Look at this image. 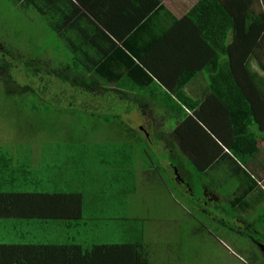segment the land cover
<instances>
[{"label":"trees","instance_id":"1","mask_svg":"<svg viewBox=\"0 0 264 264\" xmlns=\"http://www.w3.org/2000/svg\"><path fill=\"white\" fill-rule=\"evenodd\" d=\"M77 1L81 5L100 6L99 19L88 18L84 22L91 26L82 25L78 19L82 13ZM77 1L13 0L17 7L34 12L42 20V34L45 35L46 28V32H51L64 45L63 51L68 52L66 59L36 56L26 60L25 53L16 52L17 47L12 45L11 49L0 42V57L10 60L1 67L5 94H10L11 85L16 84L12 75L15 63L9 58L15 57L20 61L16 66H22L17 76L32 80L34 85L21 87L20 93L31 91L38 100L51 99L49 106L34 108L35 121L51 127L47 119L51 114L58 115L60 106H53L63 101L66 84L84 87L90 92L97 90L100 96L111 99L108 107L113 113L104 117L106 126L97 120L90 121L91 126L90 122L84 123V131L90 132L78 134L81 138L69 135L64 140L56 134L57 145L50 143L42 152L62 149L71 154L70 158L84 162L83 157L72 154L77 148L91 146L87 142H74L86 141L91 131L100 132L102 128L108 132L116 129L118 137L131 138L129 145L136 149L134 139L142 141L143 135L121 120L122 114L114 108L117 101L112 100L114 96L139 105L142 114L149 112L152 104L160 108L162 119L166 118L165 121L181 131V147L193 158V167L202 170L205 164V173L207 169L224 166L244 170L243 166L261 152L264 147V0H197L180 18L162 0ZM162 12L167 13V19L163 18L166 23L161 32H155L154 22L161 19ZM182 31L189 40L178 39ZM42 52L40 49L39 53ZM200 73L201 85L205 86L194 95L187 86ZM37 80L41 86L36 85ZM50 85H55L53 93ZM71 109L67 111L70 124L78 125L75 120L81 113ZM140 156L142 160L149 158L142 146ZM25 168L17 154L9 153L0 145V264H46L44 250L56 246L46 241L44 228L38 222L49 219L71 222L76 219L72 213L74 205H77V216L85 211L82 193L26 190L29 188L21 174ZM246 175L254 180L249 173ZM207 178L205 174L200 179L207 181ZM247 194L245 191L240 196L245 198ZM33 220L37 222L32 225L29 237H25L22 229L28 230ZM3 221L13 227L9 234L5 233L10 241L1 239ZM27 238L36 242L29 245ZM63 253L71 258L69 253Z\"/></svg>","mask_w":264,"mask_h":264},{"label":"crops","instance_id":"2","mask_svg":"<svg viewBox=\"0 0 264 264\" xmlns=\"http://www.w3.org/2000/svg\"><path fill=\"white\" fill-rule=\"evenodd\" d=\"M162 2L168 10L180 18L197 0H162ZM76 3L82 15L83 13L89 15L79 16L78 19L82 20V25H86L84 22H88V18L99 19V5L91 3L81 5L78 1ZM71 7L70 4V10ZM159 16L161 19L155 21L153 25L155 32L162 31L167 13L162 12ZM170 23L173 24L172 21ZM178 39L189 40V37L182 31ZM198 77L201 79H196L187 86L194 95L201 92V88L205 86V84L201 85L202 73ZM151 106L157 108L155 104ZM136 128L142 135L146 133L143 127ZM118 133L116 129L113 132L116 136ZM156 134L158 132H155ZM147 135L150 134L147 133ZM118 140L124 145L128 144L121 136ZM135 140L136 149L129 144L130 148L125 146L110 148L99 145L77 148V152L72 155L83 157L84 162L80 158H70L71 154H66L62 149L55 152H42V159L36 161L35 151H30L31 159L26 165L25 172L21 173L29 188L26 190L33 188L44 192L82 193L86 204L84 214L80 217L77 216V205H74L72 213L76 219L71 222L66 220L61 223L52 219L38 222L44 228L46 241L56 246L44 250L46 264L68 262L71 264H192L195 262L194 258L198 260L203 255H196L195 249V255L191 258L190 249H186L185 245L189 244V248L194 246L195 237L198 244L209 243L211 242L209 236L222 245L224 239L221 237L233 239L237 257L242 259L241 252L244 254L250 249L249 245L244 247L247 243L249 244V239L246 238L248 235L233 230L230 220H237L243 224L247 232L251 228L250 221L254 220L252 222L255 226L254 231L261 232L264 236V218L260 216L254 219L256 207L264 204V166L258 160L264 147L249 164L243 166L244 170L254 178L253 180L244 170L237 167L228 168L227 171L224 168L207 169L208 173H205V164H202V170L199 167L187 169L186 166L176 165L174 172L173 164L169 167L165 165L163 169L158 164H146L140 159L142 141L139 138ZM175 142L182 154L189 156L181 147V143ZM170 150L174 155H178L175 153V148ZM248 165L252 170H249ZM169 170L171 173L167 176H175L177 182L175 186H171L168 183L169 180L162 174L163 171ZM205 174L208 175L207 181H202L200 178L205 177ZM196 176L198 181H202L203 190L205 189V193L199 196L194 191ZM21 189L25 191L24 187ZM176 189L182 192V201L178 204L185 220L194 219L196 210L194 207H196L198 211L209 214L214 221L220 223L214 233L209 230L204 218L195 221L194 230L186 228L184 231L180 223L173 224L172 220L161 218L162 213L156 204H149V198L159 197L164 191L169 196L170 193L174 194ZM245 191L248 193L247 196L241 198L240 195ZM251 196L253 198H250ZM66 198L69 200V197ZM77 198L75 196V199ZM170 198L169 196V202ZM227 204H230L229 208ZM177 208L178 205L175 203L172 206L169 203L165 207V212L171 210L175 214ZM154 212L159 213L157 217L153 216ZM150 220L151 225L148 224ZM35 222L37 221L33 220L30 223L28 230L22 229V235L29 237ZM196 223L200 226L196 227ZM26 240L28 244L36 242L35 239L27 238ZM30 251L32 250L28 252ZM63 252L69 253L71 258L69 259Z\"/></svg>","mask_w":264,"mask_h":264},{"label":"rangeland","instance_id":"3","mask_svg":"<svg viewBox=\"0 0 264 264\" xmlns=\"http://www.w3.org/2000/svg\"><path fill=\"white\" fill-rule=\"evenodd\" d=\"M41 21L34 16V12L30 11H23L20 6L17 7L15 3H13V0H0V42L6 46L12 48V45L17 47L16 52L17 53H25L26 60L30 59L31 57L38 58L36 56H41L42 58H49V59H55L57 57L66 59V55L68 52L63 51L64 45L59 44L58 40L55 39V37L51 34V32H46L44 29V34H42V27H41ZM44 24V23H43ZM45 25V24H44ZM34 33V34H33ZM38 36V37H37ZM60 48L62 49L60 51ZM42 49L44 52L42 54L39 53V50ZM12 58V61L15 63V67L12 71V75L14 76V80L16 84L13 86L11 85V90L13 91L10 94H5L4 86L5 82L3 81V74L1 67L5 65L6 61L5 57H0V145L3 146L4 149L8 150L9 153L17 154L20 159V164L27 165L29 163V160L31 159L30 151L34 149L35 151V160L42 159V151L41 149L44 148L46 145L55 146L57 143L55 141V135L62 136L64 140H66V137L69 135L73 137H77L79 135L85 134L86 131H84V128L86 127L84 123H88L90 121H96L103 126H106V122L104 121V117L107 115L110 116L112 114L110 112V102L111 99L107 96H100L96 91L90 92L88 90H85L84 87H78L74 85L66 84L67 88L63 87L62 94L64 97L62 102H56L54 103L53 107L60 106V109L58 112V115H50L47 119V121L50 122V126L46 125L45 123L35 121L32 117V113L34 108H43L47 104L48 106L52 103L51 99H47V101L38 100L35 98V96L30 92H27L25 94L20 93L21 87H31L33 88V81L24 77H18V72H20L22 69L20 67L22 66H16L20 63L19 60H17L15 57H9ZM20 58H22L20 56ZM17 62V63H16ZM24 66V65H23ZM18 67V68H17ZM2 75V76H1ZM33 79L35 81V76H33ZM201 77H198L197 80H200ZM3 84V85H1ZM39 84V86L42 85L39 80L36 81V85ZM114 87V85H112ZM55 85H50V89L53 93ZM3 94H2V92ZM69 90L70 92H68ZM50 91V90H49ZM66 97H65V93ZM75 92V93H74ZM47 93V90H46ZM51 93V92H50ZM74 93V94H72ZM115 94V93H114ZM72 95V96H71ZM117 95V94H116ZM76 96V97H75ZM51 97V96H49ZM73 97V98H71ZM113 98V97H112ZM114 102L115 111L122 114L121 120H123L124 123H126L130 127H141L142 120H144V115L140 111L141 107L134 102H128L124 100L123 98H118V96H114L112 100H116ZM70 104V105H69ZM140 104V103H139ZM71 107H73L74 111L76 113H81L79 117L75 120V122L78 125H72L70 124V118L67 115L68 110H72ZM102 107V108H101ZM129 110V111H128ZM131 110V111H130ZM161 109L160 108H153L152 111H150L153 116L156 118V125H154L155 131L154 132H160L163 130L164 132L168 133L172 129V123L170 121H165L162 119L161 116ZM52 113V112H51ZM95 114L94 117L91 115ZM97 116V117H96ZM69 118V119H68ZM164 123V125H157V123ZM90 126L92 125L91 122L89 123ZM144 125V124H143ZM93 127V126H92ZM82 129V131H81ZM91 130V128L89 129ZM99 130H93L91 131L92 134L88 136V139L86 141H78L73 142L81 144L82 142H87L90 144L91 147H96V145L102 146V147H120L125 146L129 147L128 144L131 138L124 139L128 144L124 145L119 142L118 137L113 134L114 131L108 132L105 128H102L100 132ZM90 132V131H88ZM79 134V135H78ZM90 134V133H89ZM161 134V132H160ZM165 135V134H164ZM158 134L151 133L150 135H147L145 133L142 136V147H144L148 153L149 158L144 159V162L146 164L155 162L154 164H158L162 169L165 165L169 167V165H174V172L176 169V165L180 167L186 166L187 169H195L196 167H193L192 158L188 159L185 155L182 154L181 150L178 148L175 140L164 141L159 137ZM78 138H81L79 136ZM69 139V138H68ZM61 140V141H64ZM98 143V144H96ZM135 143V139H134ZM62 146H65L63 143ZM130 148V147H129ZM170 148H175V153L178 155H174L171 153ZM258 160L263 164L264 166V150L258 157ZM249 170L251 169V166L248 165ZM224 169L227 171V167L224 166ZM225 172V171H224ZM170 170L168 172L163 171L162 174L169 180L168 183L173 186L174 184L177 185L175 176L168 177L167 174L170 176ZM197 174V173H196ZM175 186V185H174ZM264 186V185H263ZM178 184V188H179ZM194 191L196 194L202 195L205 193V189L203 190V184L202 181H198L197 176L195 177L194 181ZM182 192L179 190V192L174 191V194L170 193L169 196L170 202L168 201V194L166 191L159 196V197H152L149 198V204L150 205H157L162 213L160 215L163 219L172 220L173 224H179L183 227L184 231L186 228L194 230V223L196 220H202L204 218L206 224L209 226V230H212V232H215V229L218 228L220 223H217L214 221L209 214H203L200 211L197 210L196 207H194L195 214L194 219L191 220H185L184 214L181 211V208L178 204L179 201H182L181 199ZM223 195L226 193H222ZM264 196V192H263ZM180 198V199H179ZM250 198H253L251 196ZM225 200V198H224ZM170 203V206H172L174 203L178 205V208L175 212H171V210L165 212V207H167ZM227 208L230 207V204L226 205ZM213 211V209H211ZM174 211V210H173ZM159 213L154 212L153 216L157 217ZM262 216L264 218V204L262 203L260 206H257L254 211V219L259 218ZM203 220V221H204ZM5 221V220H4ZM2 222L1 225V235L3 241H10L11 238H8L6 234H9V230H12V226L8 223L5 224V222ZM254 222V220L252 221ZM252 222L250 221L252 232H254L255 226L252 225ZM222 223V220H221ZM149 225L152 224V221L150 220L148 222ZM200 225L196 223V227H199ZM200 230V229H197ZM205 231V230H203ZM6 233V234H5ZM228 233V231H226ZM227 236V234H226ZM211 239V242L204 243V244H198V241L195 237V245L189 248V244L185 245L186 249H190L191 258L194 257V251L196 249V255H203L202 258H199L198 260L194 258L195 262H192V264H264V257L263 253L257 252H251L250 255L252 259L256 258V262L253 263L249 259V252L247 254H243L241 252L242 259L237 257L238 255L235 252V243L233 239L230 237L223 238L224 244H218L216 240H213L212 237L209 236ZM239 238V237H238ZM247 243V242H246ZM264 243V242H263ZM249 244L244 245V247H247ZM193 249V250H192ZM193 260V259H192Z\"/></svg>","mask_w":264,"mask_h":264},{"label":"flooded vegetation","instance_id":"4","mask_svg":"<svg viewBox=\"0 0 264 264\" xmlns=\"http://www.w3.org/2000/svg\"><path fill=\"white\" fill-rule=\"evenodd\" d=\"M153 106H150L149 108V112L144 111L143 115H144V120L142 121L144 123V125H141V127H143L144 132L151 134L154 133L155 134V128L154 125H156V118L153 116V114L150 112L153 110ZM165 122L163 123H159V125H164ZM179 125V124H177ZM161 133H164V136H161V139H163L164 141H169L170 140H175L178 143L182 142L183 136L181 135V131L179 130V128H176L175 126L172 125V129L170 131H168V133L164 132L163 130L160 131ZM194 152V151H193ZM188 159H190V155L187 156ZM201 158V157H200ZM199 158V159H200ZM193 160V158H192ZM181 175V174H180ZM229 222V221H228ZM241 222H244V220H241ZM231 228L235 231H241L244 234L248 235V237L246 236L247 239H249V250L248 252L250 253V251L252 252H257L259 251V253H263V257H264V236L262 235V233H258V231H254L251 232L250 230H252V228L247 229L245 226H243V224L239 223L237 220L232 221L230 220ZM227 224V222H226ZM250 224V223H249ZM251 256V255H250ZM253 262H256V258L252 259ZM257 264V263H256Z\"/></svg>","mask_w":264,"mask_h":264}]
</instances>
